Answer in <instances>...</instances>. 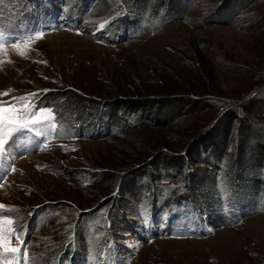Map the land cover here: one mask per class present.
I'll use <instances>...</instances> for the list:
<instances>
[{"label":"rangeland","instance_id":"rangeland-1","mask_svg":"<svg viewBox=\"0 0 264 264\" xmlns=\"http://www.w3.org/2000/svg\"><path fill=\"white\" fill-rule=\"evenodd\" d=\"M171 1L167 8L168 0H63L58 7L70 26L56 13L37 27L13 24L20 0H0V35L7 39L0 50V94L7 95L0 102L23 111L24 103L7 102L29 96L32 111L49 116L5 137L0 152V204L16 210L5 214L30 264H70L73 251V264H264V0H229L239 4L216 20L232 14L230 22L206 26L224 0ZM34 32L43 35L28 39ZM196 51L215 72L209 82L189 63ZM147 70L162 77L163 94L112 99L82 91L133 82ZM203 90L210 95L198 94ZM52 94L61 109L48 99L52 108H37ZM120 98L138 101L141 111L123 110ZM88 107L100 121L113 116L128 128L93 126L88 137L77 136L73 127L90 119L81 112ZM140 118L153 120L176 149L154 151L153 158ZM132 152L143 164L122 169V154ZM210 152H219L214 169ZM99 174L104 180L96 184ZM147 182L174 197L193 194L211 213L199 217L185 200L155 204L152 194L144 198ZM227 198L243 208L221 206ZM110 215L117 226L106 227ZM9 246L20 247L16 236Z\"/></svg>","mask_w":264,"mask_h":264},{"label":"trees","instance_id":"trees-1","mask_svg":"<svg viewBox=\"0 0 264 264\" xmlns=\"http://www.w3.org/2000/svg\"><path fill=\"white\" fill-rule=\"evenodd\" d=\"M170 1L171 0H168V4L165 5L167 8L169 7V4L172 2V1L171 2ZM236 2L237 1H229V0H224L223 2H221L218 5V7L215 10V12L212 13V17L210 19H208V21L202 26L209 25L210 23L211 24L212 23L213 24H228L230 22L231 18H232V14H230L228 16L229 19H226V20H222V19L216 20V16L218 14H221L223 11H225V12L231 11V8L233 7V5L237 6V4H239V2L238 3H236ZM20 3L21 4L19 5L18 9H15V14L16 15L14 16L13 24H26L27 26L36 25L38 27L39 24H40V21H41V23H45L46 21L50 20V18H51L50 17L51 16L50 15V10L55 9L56 12H59V13L61 12V9L58 6H62L63 0H20ZM53 3H54V8L49 9V7H51L50 4H53ZM44 4H48V6L41 8V6L44 5ZM156 28H158V27L154 26L153 29L155 30ZM115 32H116V30H114L113 33H115ZM195 54H196L195 55V59H192V60L189 61V63L191 65H196L197 66L198 71L193 66V72L195 73L196 77L201 78L202 82L205 83V82L211 81L215 72L212 69H208L207 68L208 63L205 61L204 57L201 55L200 52L196 51ZM149 72L150 71H148V70L145 71L144 77H142L141 74H139L138 76H135V78L133 79V82L130 79L128 83H127V81H125L122 84H121V82L120 83L119 82H114L110 87L104 86L106 88V90H101V88L99 86H97V88L94 89L91 92L89 91V87L88 88H82V91L88 92V93L97 94V95H100L101 97L112 98V99H116V97H118V96L119 97H124V98L127 97V96H138V98H140L142 96H147V95L148 96H151V95L153 96V95H161V94H163V89H165V86L162 84V83H164L162 77L159 74H157V72L155 70L153 71V75L152 74H148ZM150 75H152V76H150ZM150 78L152 80L151 82H149V80H148ZM135 81H136V83H135ZM189 84L191 85V83H189ZM190 85L187 84L185 86L186 90L188 92H190V93L195 92V90L193 88H191ZM207 91H209V93H211V95H216L218 93V92H215V91H212V90H208V87H207ZM207 91L203 90V92H199L198 94H206V95L208 94V95H210ZM113 97H115V98H113ZM47 99H48V101H53L52 104H58L59 108L61 109V107H60L61 105L59 104L60 103L59 102L60 97L55 98V94H52L50 97L46 98V100H44L42 103L37 104V108H39V109L40 108H42V109L52 108V106L45 105V101H47ZM79 99L81 100V97H79ZM118 100H121V98L118 99ZM115 101H117V100H115ZM121 101H122V104H121L120 108H122L123 110H130V109L132 110L133 107H134L136 109L138 108V111H141V107L142 106H136L138 104H141V103H138V101H136V102L129 101L127 103L125 102V101H127V99H124V100L122 99ZM132 101H134V100H132ZM119 103H121V102L119 101ZM83 108L85 109V107H83ZM53 109H54V107H53ZM84 109H81V112L85 111L84 114L90 116V119L87 120V121H81V122L77 123L73 127L72 131H74V133L76 132L75 134L77 136L88 137L87 134H86V131H88V129L92 128L93 126L96 129L97 128L98 129L99 128L100 129H104V127H106L105 128L106 131L109 130V126L115 127V129L116 128L119 129V128H123V127L126 128L127 127V126H125V124H124L125 122H123L122 119L120 121V119L118 120V118L112 116L113 118L111 117L112 119L110 118V120L108 122H106L105 119L103 121H100V117L97 116L98 114L91 112V110H90L91 108L88 107L89 111H86ZM52 112H53V115H54L55 119H59L60 118V114L55 109ZM60 121H61V118H60ZM139 122L140 123L137 124V126L140 125L139 129L144 130L143 133L146 134V137H147L146 138L147 139L146 145L148 146L149 151H151V152L155 151L156 152V151H160L161 149H165L166 151H173V149H176L175 147H177V145L171 143L168 140H166V138H165L166 136L159 132L158 129L160 127H158V125L155 124V122L153 120H149V119H146V118H140ZM62 124H65V123L62 122ZM63 130L70 131V128L67 125L66 126L63 125L62 131ZM106 134H109V133H106ZM74 135H72V136H74ZM200 153L202 154L203 157H206L205 151L203 149H202V152H200ZM213 153H211V152L209 153V155L207 156L208 157L207 160L209 161V163H208L209 167L214 169V167H216V162H217V160L214 159V156L218 155L219 152H216L217 154L215 153L216 155H214V156L212 155ZM156 154L157 153L152 155L153 158H154V156ZM160 154L162 155L163 153H160ZM140 155L141 154H137L136 155L135 152H132L131 155L130 154L127 155V154L123 153L122 154V157H123L122 163L123 164L121 165L122 166L121 168L127 170V169H131L133 166L143 164V161H144L143 155L142 156H140ZM197 155H198V152H197ZM152 156H150V157H152ZM189 157H190V155H189ZM150 160L151 159H149V161ZM186 160L187 161L189 160L188 157H186ZM175 168H178V166L175 165ZM190 168H192V167H190ZM130 172H129V174H130ZM216 174H218L217 171L213 173V175H216ZM134 175H136V173ZM99 180H101L102 182L104 180L103 176L100 175V174L97 175V179L95 181L96 184H99V182H98ZM186 183H190V179H187ZM147 184H148V182H147ZM101 186H102V183L100 185H98V187H101ZM220 189H224V188H222V186H221ZM256 193L257 192H255L254 194H256ZM144 194H146V196H144V198L145 197H149L150 194H152L154 196L153 197L154 198L153 201H154L155 204L157 203V201L159 202V200H161L163 197H164L163 203H166L169 200L171 203L178 204V203H180V201L185 200L186 202L189 203V205L191 207H194V208H196L198 210L199 217H201L203 215V213H205V214L206 213H211V212H209V210L206 209V205H205V203L202 200H198V201L194 200L195 198H194L193 194H189L190 196H187L186 194H183V195L181 194L180 197H177V196L174 197V196H171V194L170 195L165 194L161 190V188L155 187L150 182H149L148 186L147 185L145 186ZM221 196L222 195H220V197ZM225 196H224V198H225ZM243 204L244 203L240 201L239 204L235 206V199L232 198V201L231 200L229 201V198H227V199H225V202H223V204L221 203L220 205L221 206L227 205L233 211H234V209H236V211H237L238 209H242L243 208ZM90 212H93V211H87L86 214H88ZM86 214H84V215H86ZM122 216L123 215L119 216L120 218L117 220L118 223L119 222L121 224L123 223ZM107 217H108V215H107ZM110 217H111L110 219L107 218L109 223L106 224V227H107V225H109V228H110V222L111 221L113 222L114 226H117L118 223L114 224V218H112L111 215H110ZM31 221H32V219L29 220L26 223L25 226L27 228L28 227L31 228ZM122 225H124V223ZM118 227H120V226H118ZM73 233H75V229H74ZM155 235L158 236L160 234L157 233ZM163 236H165L164 233H163ZM198 236H201V234H198ZM109 237H111V235ZM110 240H112V237H111ZM72 242H73V238H72ZM69 249H70L69 247H66L64 250H65V252H68ZM69 253H71V250H70ZM75 256H76V251H73L70 254V260L68 262H71V264H72L74 262ZM63 260H65V257H64V259H62V261ZM60 261H58V264H60Z\"/></svg>","mask_w":264,"mask_h":264},{"label":"snow or ice","instance_id":"snow-or-ice-1","mask_svg":"<svg viewBox=\"0 0 264 264\" xmlns=\"http://www.w3.org/2000/svg\"><path fill=\"white\" fill-rule=\"evenodd\" d=\"M34 35L36 40H39L43 35L42 32H34L28 36L31 39ZM16 39V37H14ZM7 43L6 37L0 35V50H3L5 44ZM12 47L18 48L17 44H12ZM21 56L24 55L23 52L20 53ZM10 91V90H9ZM0 95H7V93H2ZM39 93H33L31 96H38ZM31 97H19L15 98L13 101L7 102V105L13 103H24L23 111L14 110L10 106H6L3 102H0V152L4 151V146L6 144L5 137L12 138L14 134L21 133L24 129H31V126L41 124L42 121L48 120L49 116L44 114L43 110L38 112H33L32 108L26 101ZM3 113H12L11 116L2 115ZM55 128L56 125L51 126ZM38 136H43V130L37 132ZM3 179V176H0ZM16 211L15 209H7L5 205L0 204V264H19L20 253L22 249L24 250V264H30V258L28 256L26 248H24L25 242L19 238L17 233V228L13 226L14 222L12 219L8 218L5 213H10ZM8 225V227H5ZM16 236L19 240L20 247H10V237Z\"/></svg>","mask_w":264,"mask_h":264}]
</instances>
